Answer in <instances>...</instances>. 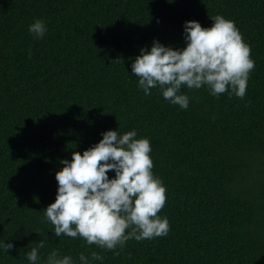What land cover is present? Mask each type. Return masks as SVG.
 I'll return each instance as SVG.
<instances>
[{
    "label": "trees",
    "instance_id": "1",
    "mask_svg": "<svg viewBox=\"0 0 264 264\" xmlns=\"http://www.w3.org/2000/svg\"><path fill=\"white\" fill-rule=\"evenodd\" d=\"M216 15L251 48L245 97L182 86L181 109L159 86L145 95L131 71L140 50L183 49L185 21L207 28ZM37 19L41 38L28 31ZM109 130L149 139L170 226L114 251L56 237L45 215L61 161ZM40 240L36 264L53 250L73 264L80 253L89 264H264V0H0V242L14 245L0 264H32Z\"/></svg>",
    "mask_w": 264,
    "mask_h": 264
},
{
    "label": "clouds",
    "instance_id": "2",
    "mask_svg": "<svg viewBox=\"0 0 264 264\" xmlns=\"http://www.w3.org/2000/svg\"><path fill=\"white\" fill-rule=\"evenodd\" d=\"M211 20L207 28L197 21H185L183 49L174 50L153 41L149 51L140 50L131 71L139 78L138 86L145 95L159 86L163 98L181 109L189 105V97L181 93L182 86H207L213 96L231 89L238 98L245 97L249 74L255 67L251 48L233 21L221 15ZM28 31L43 37L44 21L35 20ZM136 136L134 130L123 135L109 130L82 154L73 151L71 161H61L63 167L55 173L56 198L45 210L56 237L79 236L88 245L114 251L129 239L149 240L168 234L167 217L158 215L166 203L167 189L153 174L149 139ZM110 171L115 173L114 178H109ZM44 246V240L37 242L27 253L28 261L36 264L39 249ZM13 247L11 242H0L5 252ZM91 259L103 257L92 252ZM79 260L89 264L84 253H80ZM46 264H73V260L53 250Z\"/></svg>",
    "mask_w": 264,
    "mask_h": 264
}]
</instances>
